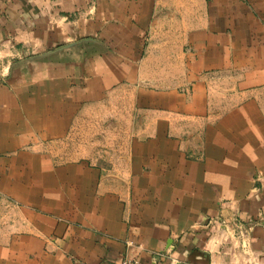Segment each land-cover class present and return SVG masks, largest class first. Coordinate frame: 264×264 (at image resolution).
Returning a JSON list of instances; mask_svg holds the SVG:
<instances>
[{"label": "crops", "instance_id": "obj_1", "mask_svg": "<svg viewBox=\"0 0 264 264\" xmlns=\"http://www.w3.org/2000/svg\"><path fill=\"white\" fill-rule=\"evenodd\" d=\"M264 264V0H0V264Z\"/></svg>", "mask_w": 264, "mask_h": 264}, {"label": "built area", "instance_id": "obj_2", "mask_svg": "<svg viewBox=\"0 0 264 264\" xmlns=\"http://www.w3.org/2000/svg\"><path fill=\"white\" fill-rule=\"evenodd\" d=\"M117 264H139V262L135 259L124 258L120 260Z\"/></svg>", "mask_w": 264, "mask_h": 264}]
</instances>
